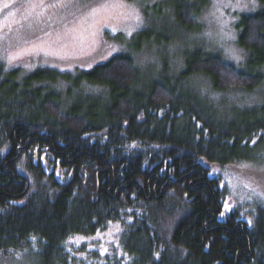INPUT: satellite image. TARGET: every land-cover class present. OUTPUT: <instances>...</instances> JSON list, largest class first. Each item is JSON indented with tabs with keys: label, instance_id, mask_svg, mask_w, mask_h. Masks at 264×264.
<instances>
[{
	"label": "trees",
	"instance_id": "obj_1",
	"mask_svg": "<svg viewBox=\"0 0 264 264\" xmlns=\"http://www.w3.org/2000/svg\"><path fill=\"white\" fill-rule=\"evenodd\" d=\"M258 2L236 24L245 70L202 48L185 52L178 73L165 69L140 87L124 52L76 72L21 75L0 65V256L29 251V264L80 262L77 245L115 227L112 247L127 264H264V215L249 223L239 220V208L226 212L221 173L246 162L239 159L247 146L264 142V103L219 118L186 85L196 75L216 90L263 84ZM169 4L176 26L195 30L198 7ZM169 40L145 28L126 42L139 50ZM58 82L71 100L66 108ZM82 84L100 91L82 95Z\"/></svg>",
	"mask_w": 264,
	"mask_h": 264
},
{
	"label": "rangeland",
	"instance_id": "obj_2",
	"mask_svg": "<svg viewBox=\"0 0 264 264\" xmlns=\"http://www.w3.org/2000/svg\"><path fill=\"white\" fill-rule=\"evenodd\" d=\"M171 0H0V65L18 68L24 75L36 68L61 72L88 70L116 53H127L138 69L137 87L160 78L166 69L176 74L183 69L185 52L202 48L245 70L247 50L236 43V24L243 14L262 6L258 0H190L198 8L197 26L188 31L176 26ZM152 28L167 34L168 43L149 41L138 50L126 41L139 30ZM217 109L219 118L234 107L249 108L264 103V82L253 91L216 90L204 75L191 77L186 85ZM65 83L55 84L62 106L71 100ZM75 91V90H74ZM98 93L99 88L82 84L76 92ZM236 117L234 114L231 117ZM230 117V116H229ZM234 169L222 170L228 189L225 211L241 210L239 220L251 223L264 215V142L252 143L243 151ZM116 228L87 240L76 254L80 262L70 264H127L119 261L114 243ZM97 244V246L95 245ZM111 245V246H110ZM39 252V250H35ZM91 252L98 253L94 256ZM0 256V264H29L33 253ZM74 256V254H73ZM128 260V259H127ZM129 261V260H128Z\"/></svg>",
	"mask_w": 264,
	"mask_h": 264
},
{
	"label": "snow or ice",
	"instance_id": "obj_3",
	"mask_svg": "<svg viewBox=\"0 0 264 264\" xmlns=\"http://www.w3.org/2000/svg\"><path fill=\"white\" fill-rule=\"evenodd\" d=\"M33 239H35V238H33Z\"/></svg>",
	"mask_w": 264,
	"mask_h": 264
}]
</instances>
